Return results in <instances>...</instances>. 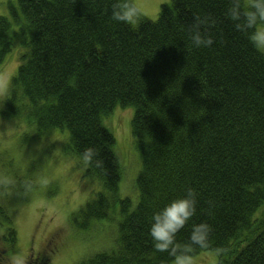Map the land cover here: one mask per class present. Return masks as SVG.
<instances>
[{"label":"trees","instance_id":"trees-1","mask_svg":"<svg viewBox=\"0 0 264 264\" xmlns=\"http://www.w3.org/2000/svg\"><path fill=\"white\" fill-rule=\"evenodd\" d=\"M113 2L10 5L9 17L0 16V66L15 48L19 64L1 118H19L38 136L67 130L68 155L99 186L77 212L82 221L72 217L80 229L117 210L123 215L114 248L90 264H171L167 253L154 251L152 216L189 187L197 211L177 240L187 241L193 224L207 223L210 246L193 256L210 252L216 264H264V54L225 17L227 0H169L156 20L142 17L135 27L110 19ZM209 13L217 20L215 43L194 49L184 29L194 15ZM116 108L132 109L130 138L140 156L135 206L119 197L115 138L102 124ZM87 147L98 149L102 168L83 164ZM5 219L0 264L16 242Z\"/></svg>","mask_w":264,"mask_h":264},{"label":"rangeland","instance_id":"rangeland-1","mask_svg":"<svg viewBox=\"0 0 264 264\" xmlns=\"http://www.w3.org/2000/svg\"><path fill=\"white\" fill-rule=\"evenodd\" d=\"M168 2L137 0L142 17L151 21L156 20L161 5ZM10 5L15 6L16 0H0V16L9 17ZM16 49L0 66V88L4 90L0 95V111L19 64ZM1 117L0 178L9 177L14 183L7 189L0 187V207L5 212L4 217L0 215V246H4L1 236L2 220L7 222L5 217L16 236L14 247L1 262L9 264L10 257L20 253L27 262L32 259L35 264L43 256L49 257L47 264H90L93 255L112 250L117 241L118 223L123 217L119 210L109 220L93 222L86 229H80L72 219L76 214L77 220L82 221L77 212L96 197L99 186L84 179L78 160L68 155L67 130L53 129L38 136L34 127L21 119ZM131 119L132 109L116 108L102 124L115 138L114 148L122 171L119 197L131 199L135 206L140 156L130 138ZM216 261L217 253L194 256V264H216Z\"/></svg>","mask_w":264,"mask_h":264},{"label":"clouds","instance_id":"clouds-1","mask_svg":"<svg viewBox=\"0 0 264 264\" xmlns=\"http://www.w3.org/2000/svg\"><path fill=\"white\" fill-rule=\"evenodd\" d=\"M225 17L232 22L234 30L244 34L252 46L258 51L264 50V0H227ZM110 19L117 23L135 27L142 20V12L137 0H114L111 4ZM217 20L212 14H196L192 22L186 26L190 45L194 49L210 48L215 43L211 29ZM4 90L0 88V95ZM85 166L102 168L104 161L95 147H87L81 153ZM14 181L9 177L0 178V187L7 189ZM197 193L187 188L183 197L168 203L152 216L149 230L154 251L167 253L172 258V264H194L193 253L197 249H207L210 246L212 228L207 223L193 224L187 241L180 242L177 235L183 230L197 211ZM209 215L215 207L209 201ZM9 264H27L20 253L13 254Z\"/></svg>","mask_w":264,"mask_h":264}]
</instances>
